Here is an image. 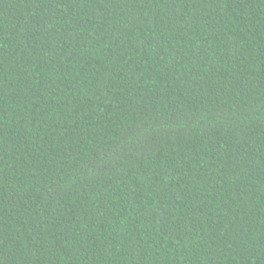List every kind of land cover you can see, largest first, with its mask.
<instances>
[{"label": "trees", "instance_id": "16d2710c", "mask_svg": "<svg viewBox=\"0 0 264 264\" xmlns=\"http://www.w3.org/2000/svg\"><path fill=\"white\" fill-rule=\"evenodd\" d=\"M0 264H264V0H0Z\"/></svg>", "mask_w": 264, "mask_h": 264}]
</instances>
